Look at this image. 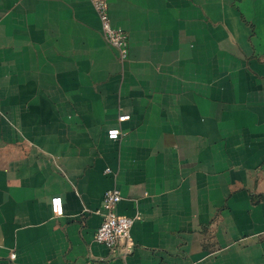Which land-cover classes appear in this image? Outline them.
<instances>
[{
    "label": "crops",
    "instance_id": "crops-1",
    "mask_svg": "<svg viewBox=\"0 0 264 264\" xmlns=\"http://www.w3.org/2000/svg\"><path fill=\"white\" fill-rule=\"evenodd\" d=\"M106 1L0 0V264H264V0Z\"/></svg>",
    "mask_w": 264,
    "mask_h": 264
},
{
    "label": "built area",
    "instance_id": "built-area-1",
    "mask_svg": "<svg viewBox=\"0 0 264 264\" xmlns=\"http://www.w3.org/2000/svg\"><path fill=\"white\" fill-rule=\"evenodd\" d=\"M94 6L100 15L106 41L118 50L121 60L127 59L129 54L128 35L121 27L113 23L108 2L106 0H94ZM130 117L129 114H123L119 116V121L129 120ZM121 133L120 128H111L108 130V137L116 140ZM107 172L110 170L107 169ZM121 200L122 193L119 188H111L105 192L102 206L103 220L96 231L95 239L111 250H115L118 244L124 241L126 243L125 251L128 253L132 250L131 230L135 218L118 213L117 208ZM51 206L55 215L63 214V201L60 196H54L51 199Z\"/></svg>",
    "mask_w": 264,
    "mask_h": 264
}]
</instances>
